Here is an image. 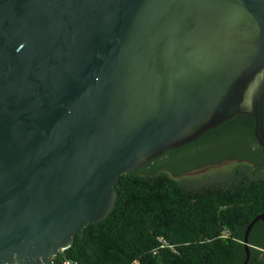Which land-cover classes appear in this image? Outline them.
I'll return each mask as SVG.
<instances>
[{"label":"water","instance_id":"95a60500","mask_svg":"<svg viewBox=\"0 0 264 264\" xmlns=\"http://www.w3.org/2000/svg\"><path fill=\"white\" fill-rule=\"evenodd\" d=\"M263 112L264 0H0V264H52L123 174L237 116L264 147Z\"/></svg>","mask_w":264,"mask_h":264},{"label":"trees","instance_id":"16d2710c","mask_svg":"<svg viewBox=\"0 0 264 264\" xmlns=\"http://www.w3.org/2000/svg\"><path fill=\"white\" fill-rule=\"evenodd\" d=\"M238 121L245 124L240 138L255 141L254 118L243 114L226 124ZM195 143L168 152L188 150ZM246 157L250 163L237 164L223 182L198 187L186 186L162 168L151 174L145 167L123 174L116 184L118 196L111 213L81 230L72 246L60 251L55 260L67 257L79 264H130L135 260L143 264H243L248 225L264 213V177L258 176L264 158ZM212 162L220 160L187 162L174 171H191ZM249 241L248 264H264L263 220L255 223Z\"/></svg>","mask_w":264,"mask_h":264},{"label":"flooded vegetation","instance_id":"af4514ba","mask_svg":"<svg viewBox=\"0 0 264 264\" xmlns=\"http://www.w3.org/2000/svg\"><path fill=\"white\" fill-rule=\"evenodd\" d=\"M227 122L214 128L215 130L210 133L206 132L201 137H204L202 141L196 139L195 144H193V156L199 161H204L207 159H213L214 161L220 160V162H212L207 165V167H213L218 165H226L227 163L233 162L234 165L228 169H223L221 172L213 174H218L221 178L214 182H223L225 178L232 173L235 166L241 162L250 163V159L246 156H252L255 158H264V152L262 151V146L256 141L248 142L241 139V134L245 124L242 121L235 123L226 124ZM237 136L238 141H232ZM231 140V141H230ZM208 154V155H207ZM204 155H207L204 157ZM239 155L242 158H238ZM205 185V184H204ZM202 186V185H201ZM264 222V221H263Z\"/></svg>","mask_w":264,"mask_h":264},{"label":"rangeland","instance_id":"374dc122","mask_svg":"<svg viewBox=\"0 0 264 264\" xmlns=\"http://www.w3.org/2000/svg\"><path fill=\"white\" fill-rule=\"evenodd\" d=\"M250 138V137H249ZM192 163L193 165L200 162L193 156V147L188 150L178 152H167L164 155L153 160L152 163L145 167V172L153 173L154 171L162 168V170L174 175L177 179L183 182L188 187H198L204 184H209L217 179L221 178L218 174L223 169H228L234 165L233 162L227 163L226 165H218L213 167L203 166L201 168H194L191 171L175 172L185 165V163ZM231 173H229L228 177ZM258 176L264 177V169L258 173Z\"/></svg>","mask_w":264,"mask_h":264},{"label":"built area","instance_id":"2783aa9c","mask_svg":"<svg viewBox=\"0 0 264 264\" xmlns=\"http://www.w3.org/2000/svg\"><path fill=\"white\" fill-rule=\"evenodd\" d=\"M161 241L164 243L163 245L166 244V241L163 239V237H161ZM157 252V251H155ZM56 257V256H55ZM55 257L53 258L52 264H79V262L77 260H73L70 258H63L61 260H55ZM16 264V263H13ZM130 264H143L140 260H135Z\"/></svg>","mask_w":264,"mask_h":264}]
</instances>
